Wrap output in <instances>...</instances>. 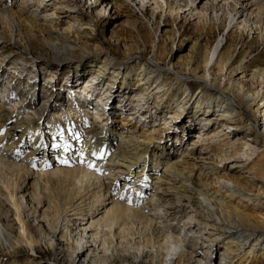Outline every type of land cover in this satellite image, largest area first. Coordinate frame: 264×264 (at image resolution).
I'll return each mask as SVG.
<instances>
[{
    "label": "bare ground",
    "instance_id": "obj_1",
    "mask_svg": "<svg viewBox=\"0 0 264 264\" xmlns=\"http://www.w3.org/2000/svg\"><path fill=\"white\" fill-rule=\"evenodd\" d=\"M140 1L143 9L136 8L137 10H134L131 4L125 3V10L130 13L137 11L146 19L145 21H153L154 15H148L145 12L148 9L147 3L153 1L152 4L158 7L159 0ZM194 1L188 0L190 4H194ZM233 1V5H230V0H197V6L188 8L190 13L196 8L199 9L198 12L205 13L208 7L217 11L224 9L229 4L230 9L227 8L229 31L222 34L213 48L203 54L201 53L202 55L173 54L167 61V66L173 69L175 76L172 81L170 79L171 87L166 86V82L164 83L162 80L165 71L158 60L152 58L151 61H154L155 64L130 56L118 60L108 49L101 53L100 47L90 46L91 44H88L90 41L87 43L88 40L83 42L72 41L70 36L72 30L69 26L61 30L62 28H57L58 25L55 26L48 18L36 13H28L22 8L14 9V5L8 0H0V10L2 14H7V19L0 16V20L5 23L11 22L9 27L11 29L16 27L18 35L22 33L31 50L36 48L34 41L39 40L42 50L45 51L43 55L48 57L55 67L60 65L70 73L76 72L78 76L91 73L92 80L105 76L108 83L110 82L111 88H114L117 83V86L119 85L123 89L132 86L133 92H135L138 87L141 96L145 97L144 104L147 105L148 110H145L144 107L137 108L135 100H132L130 105L134 107L129 108L125 114L127 117L123 120L127 126L136 125L139 115L141 119L150 118L152 115L148 113L153 114V112L150 109L151 101L148 100V97L154 95L156 100L152 101V104L158 106L157 104L161 102V96L166 91L169 92L171 88H175V92L173 90L170 97L172 106L169 107V113L173 114L171 116L173 118L180 116L179 107L183 110L186 108L185 101L187 99H193L191 106L204 107L219 116L223 124L232 125L235 117L242 118L237 103L240 104L244 101L248 108H253V112L261 118V124L264 125V90L243 93L242 87H240V89L236 88L233 96H227L223 93L217 97H211L208 91L216 84L217 73L215 69L226 70L229 68L234 72L243 68L242 71H238L242 74L247 71L243 58L236 61L233 67L231 66L235 60L231 58L230 47L227 45L229 32L234 27L248 31L253 29H258V32L263 31L258 24L264 17L263 0ZM161 2L167 1L161 0ZM198 3H202L201 8H198ZM7 5L10 7L6 8ZM111 6L116 9L117 4L111 2ZM5 41L6 37H4L3 42ZM7 48V45H0L1 55ZM92 53H97V56L91 60V64H87L84 59ZM14 62L18 64L17 60ZM189 65L193 66V71L198 69L199 73H190L192 71H188L189 67H186ZM26 70L28 68H22V71L27 72ZM29 73H33L32 76L29 75V78L34 79L37 74L41 73V70H37V72L30 70ZM250 76H258L260 79H264V68L253 66ZM49 80L52 79L48 78V82ZM194 84L196 85L195 89L192 88ZM235 85L238 87L239 84L236 82ZM57 87L55 82L51 85V88L56 90ZM97 88L88 85L84 90L87 93H95L98 91ZM73 91L77 92L74 89ZM72 92L70 95L68 94L67 100L62 98L57 100L60 102L58 103L59 107L49 106L51 111H55L50 118L42 116L44 112L49 111L45 106L42 109L34 106L36 114L39 113L41 116L29 118L25 115L17 116L19 108L32 105L38 96H28L26 98L28 101L17 108L11 106L10 109H7L6 105L0 103V139L3 144L10 150L16 151L19 148L20 155L24 157H21L22 160L26 158L30 162L37 161L35 166H38L34 170L28 165L27 167L19 164L18 161L17 163L16 160L20 157L5 159L0 155V172L4 173V176H0V186L6 191L14 218L19 224L18 239L15 240L16 245L24 244L33 250L32 252L37 253L38 251V241L28 229V225L22 216V203L16 196V193L26 191L30 179L34 178V187L38 196L41 193V185L50 186L51 190H47L52 191L50 196L55 210L58 213H64L66 217L67 215H75L74 219L79 220L78 223L74 221L72 223L73 225L77 224L71 230L76 242V246L72 247L73 254H70L69 249H64L62 237L60 239L51 237L48 240V246L54 257V264H114L113 261L115 260L120 264L124 262L132 264V262H128V257L132 256L135 259L137 255L147 257L150 254L152 255V263L154 259H157L156 264H200L195 261L201 262L202 257L198 255L203 245L199 247L198 244H194L195 239L189 236L188 232L194 227L188 226V223L180 225L179 221L181 214L190 207H193L194 210H190L191 208L189 210L196 213L192 217V219L194 218L193 221L209 236L214 246L212 249L214 250L216 247L222 249L221 254L226 260L224 264H230L236 258L238 259L235 262H239V264L241 262L244 264H264V194L251 195L248 194L249 192L246 193L247 188L244 187L239 177L230 174L218 177V180H221L220 189H215L216 186L214 185L197 188L192 184L194 176L192 170L185 173L184 170L178 169L175 161L170 162L169 158H165L163 146L160 147L159 154L156 153L157 147L152 148L151 146L157 142L153 140L154 138L151 137L144 141L138 140L134 136V129H127L124 126L121 127L120 133H117L104 128V125L90 123V120L88 121L85 115H80V112H75V115L71 116L73 115L72 109L69 113L63 112L62 115H59L61 110H65V103L70 102L73 105L77 102V96ZM160 92L162 95L158 96L157 93ZM21 93V91L17 93V90L12 89L9 91L8 98L13 101L12 98ZM55 97H60V94L57 93ZM102 98L103 95L100 99ZM110 99L105 103V107L111 105L121 107V105L110 103ZM21 100L25 102L22 98ZM123 100L120 99V103L125 105ZM89 103L87 100L86 108L83 110L94 108L91 103L90 109H88ZM7 113H13L14 117L17 116L16 123L9 125L6 123L9 120ZM97 115L96 118H101L100 124L106 123L109 118L108 116L102 118V112ZM169 123V121H165V124ZM154 130L157 129L154 128ZM245 144L247 146L249 143L246 142ZM250 145H248L250 154L256 153V147ZM241 155L248 154L245 151ZM186 156H190V158L186 157L187 159L183 160L186 167L190 166L187 163L191 159L190 162L193 166L197 165L204 168V163L196 162L191 153ZM238 157L232 159L233 163L238 161ZM79 160L81 162L90 161L93 164H105V169L101 170L103 174L108 175L109 185L115 182V176L123 178L125 175H129V179L133 177L134 180H139L138 183L144 181L142 182L145 185L143 192H148L150 198H147L144 204L139 201L141 200L140 197H131V201H126L128 200L127 197L115 198L116 196L114 197L106 189L102 174L99 173L98 175L97 172L89 170L87 165L80 167L81 164L77 163ZM215 168L212 167V169ZM141 177L143 179L146 177L147 180L145 179V181ZM149 177L155 180L154 182L152 180L153 184L148 183ZM259 191L264 193V183L257 188L256 192ZM155 195L157 196L156 202L152 200ZM42 197H37V204L43 201ZM160 206L163 207L164 214H166L163 217L172 220V225L165 223L160 225L154 219L156 213L150 210L154 209L155 211ZM148 208H150L149 211H147ZM67 211H72V213L67 214ZM49 213L45 216L48 217ZM4 220L5 218H0V226ZM182 231H186L187 235H183ZM0 232L3 235L2 230ZM48 234L54 236L51 233ZM4 237L7 240L6 236ZM142 238L145 239L141 241ZM182 243L189 248V251L182 252L181 249L179 250L178 246ZM207 249H211V245ZM172 255L176 256L175 262L169 260L170 257L174 258ZM167 256L170 257L167 259ZM136 262L142 264L140 260H136Z\"/></svg>",
    "mask_w": 264,
    "mask_h": 264
},
{
    "label": "rangeland",
    "instance_id": "obj_2",
    "mask_svg": "<svg viewBox=\"0 0 264 264\" xmlns=\"http://www.w3.org/2000/svg\"><path fill=\"white\" fill-rule=\"evenodd\" d=\"M8 1L14 5V9L22 8L28 13H36L48 18L55 26L58 25L57 28H62L61 30L68 28L69 26L72 30L70 34L72 37L71 40L74 42L88 40L87 43L90 41L88 43L91 44L90 46L100 47L99 50H101V53H104L108 49L118 60L130 56L140 60H147L148 62L155 64L154 61H151L155 59L161 63V67L167 66V61L173 54L197 56L202 55L206 51H210L217 39L222 34L228 33L229 31L227 25V8L230 9V5H233L234 2L233 0H230V5L228 4V6L222 10L216 11L208 7L206 12L203 13L198 12L199 9L197 10L196 8V10H193L190 13L188 8L190 6H197V0L194 1V4H190L188 0H166L167 2H161V0H159L158 7H156L155 4H152L153 1H150L148 3L146 2L148 9L145 12L148 15H154V20L148 22L145 21L146 19H144L141 14L137 13V11L130 13L125 10V3L131 4V7L134 10H137L136 8L143 9L140 0ZM239 1L241 2L242 0ZM111 2L117 4L116 9H113ZM262 2L264 3V0ZM9 7L10 6L7 5L6 8ZM201 7L202 3H198V8ZM0 16L7 19V14H2L1 10ZM9 24H11V22L5 23L3 20H0V32H2L0 34V42H2V44L0 45H7L8 47L3 55H1L0 52V103L4 106L6 105L5 107H7V109H10L11 106L12 108H17L28 101L26 100L28 96H38L32 105H26L19 108L17 116L25 115V117L28 116V118L33 116L37 117L39 115L41 116L39 113L36 114L37 112H35L34 106L41 109L44 108V106L46 109H49V106L59 107L58 103L60 102L57 100L59 98L67 100L74 89L77 92L73 91L72 94H76V98L78 99L77 102L74 103L75 106L70 102L65 103V110H61L59 115H62L63 112L69 113L73 110V115L71 116H74L75 112H80V115H85V117L88 118V121L90 120V123L93 122L94 124L104 125V128L116 131L117 133H120L124 126L125 128L127 127V129L133 128L135 131L134 136L138 140L144 141L151 137L154 138L153 140L157 142H155L154 145L151 144V146L152 148L157 147L156 153L159 154L161 150L160 147L163 146L165 158H169L170 162L175 161L178 165V169L184 170L185 173H187L188 170H192L193 175L195 176L192 178V184L197 188L214 185L216 186L215 189H220L221 180H218V177L220 178L230 174L239 177L244 187L247 188L246 193L249 192L248 194L251 195L257 193L264 194L260 191L256 192L259 185L264 183V125L261 124V118L256 116L253 112V108H248L244 101L240 104L237 103L242 118L238 119L235 117L232 125L223 124V121L219 116L204 107L200 108V106H191L193 99H187L185 101V104L187 105L186 108L183 110L179 107L180 116L173 118L171 117L173 114L169 113V107L172 106V100L170 97L171 93L175 92V88H171V90L169 89V92L166 91L163 96H161L162 92L157 93L158 96H161L160 104L156 103L159 107L152 104V101L156 100L154 95L148 97V100L151 101L150 109L153 112V114L151 112L148 113L149 115H152L150 118L144 117V119H141V116L139 115L137 116L138 120L136 119V125L130 124L127 126L123 120L127 117L125 114L128 112L129 108L134 107L133 105H130L132 100H135L134 102H136L135 104L137 108L144 107L145 110H148V108H146L147 105L144 104L145 97L141 96L138 87L135 92H133L132 86L123 89V87L119 85L117 86V83L114 88H111L110 82L108 83L105 76V79L99 77L96 80L94 79V81L90 75L91 73H86L84 75L80 74L78 76L76 72L70 73L60 65L55 67L52 61L43 55L45 51L42 50L39 40L34 41L36 48L31 50V47L26 38L23 37L22 33L18 35V32L16 31L17 28L14 27L11 29ZM258 24L262 28V32H258V29L248 31L240 28L238 29L237 27H234L229 32L227 45L230 47L231 58L235 60L231 66L233 67L236 64V61L243 58V62L245 66H247V71L242 74L238 71H242L243 68L234 72L229 68L226 70L215 69L217 73L216 84L212 89L210 88L211 90H208L211 97H217L223 93L227 96H233L236 88L240 89V87H242L243 93H253L258 90H264V79H260L258 76H250V71L253 66L264 68V17L261 18V21ZM4 37H6L5 42H3ZM0 51H2V49H0ZM96 54L97 53L90 54L85 58L86 60L84 59V61H86L87 64H91V60L97 56ZM14 60H17L19 65L16 64ZM23 67L26 69L28 68V70H26L27 72L22 71ZM186 67H189L188 71H192L190 73H199L198 69H194L195 71L192 70L193 66L191 67L189 65ZM29 69L32 72L41 70V73L37 74L34 79L29 78V75H33V73H29ZM173 74L174 73L167 74L165 72L164 76L162 75V80H164V83L166 82L165 85L168 87H171L170 79L171 81L175 79ZM48 78H51L52 80H49L48 82ZM54 82L58 85L57 90L51 88V85L54 84ZM236 82L239 84L238 87L235 85ZM88 85L98 87L97 90L99 92H95L96 94L92 92L87 93L84 89L88 87ZM192 88L195 89L196 85L194 84ZM12 89L17 90V93L20 91L22 92L19 96L13 97V101L8 98L9 91ZM26 92L27 94H25ZM57 93L60 94V97H55ZM102 95L103 98L100 99ZM136 96L140 99L137 100L135 98ZM21 98L25 102H23ZM109 98H111L109 101L110 103L121 105V107H114L111 104L110 107H105V103H107ZM120 99H124L123 101L126 104L122 105ZM30 100L32 102V99ZM87 100L90 102L88 109H90L91 103L92 107H94L93 109L83 110L86 108L85 105H87ZM47 111L44 112L42 115L43 117L50 118L55 112L50 109L48 112ZM98 112H102V118L109 117L106 123H99L101 118H96L98 117ZM10 114L12 115L10 116ZM10 114H6L9 117V120L6 121L8 125L16 123L17 121L15 120L17 116L14 117L13 113ZM88 121L87 124H89ZM165 121H169L170 123L165 124ZM154 128L157 130L155 131ZM0 141L2 140L0 139ZM246 142L251 144L250 146L256 147V153L250 154V150L248 149L249 144L246 146ZM0 145H3L2 147L0 146V155L5 159L20 157L16 160L19 164L28 165L34 170L38 167L35 166L37 161L30 162L26 160V158L22 160L24 157L20 155L19 148H17L16 151L13 149L10 150V148L3 144V141L0 142ZM245 151L248 155H245L246 157L243 155L240 156V154ZM190 153L193 158L196 159V162L204 163V168L197 165L193 166L190 162L191 159L188 160L187 163L188 166L190 165V168L186 167V163L183 160L190 158V156H186ZM237 157L239 163L238 161L233 163L234 161H232V159ZM239 159L242 160L240 161ZM77 163L81 164L80 167L87 165L89 170L97 172L98 175L99 173L100 175L102 174L106 189L114 197L116 196L115 198L127 197L126 199L128 200L126 201H131V197H140L141 200L139 201H142L141 204H144L147 201V198H150L148 192H143L145 185H143L142 182L144 181L138 183L139 180H134L133 177H130L129 179V175H125L123 178L121 176L119 178L115 176V182H113L112 185H109L107 178L108 175L105 173L103 174L101 170L105 169V164L100 165L95 163V165L90 161L81 162V160L77 161ZM212 167L216 168L212 169ZM0 176H4V173L0 172ZM145 179L147 180L146 177H144L143 180ZM33 180L34 178L30 179L26 191L18 192L16 193V196L22 203V216L28 225V229L36 241H38V251L37 253H34L32 252L33 250L27 248L24 244L16 245L15 240L18 239L19 224L14 218V213L10 207L11 205L7 198V194L5 193L6 191L1 189L0 186V218H5L0 226V230L3 232V235L0 232V264H54L53 253L48 246V240L51 237L54 239H60L62 237L64 249H69L70 254H73L72 247L76 246V242L71 234V230H73L74 226L77 224L73 225L72 223L73 221L78 223L79 220L74 219L75 215H67L66 217L64 213H58L55 210V207L52 204V197L50 196L52 194L50 186L41 185V193L38 196ZM152 180L153 178L149 177L148 183L153 184L155 180H153V182ZM123 183L124 185H122ZM37 197H42L41 199H43L40 204H37ZM155 198L157 201L156 195L152 199L154 202H156ZM190 208V210H194L193 207ZM149 209L150 208H148L147 211H149ZM156 209L155 211L154 209L150 211L156 213L154 219L158 221V224L161 225L165 223L172 225V220L163 217L166 215L164 214L163 207L160 206ZM189 209L181 214L179 221L180 225L182 223H188V226H193L194 228L188 232L189 236H192L193 239H195L194 244H198L199 247L203 245L201 252L198 255L202 257L200 259L201 262L198 260L195 262L200 264H224L226 260L221 254L222 249L219 247H216L214 250L212 249L214 246L209 236L196 222L193 221L194 218L192 219L196 213ZM34 211H36L35 214H33ZM46 212H50L48 217L45 216L47 214ZM71 213L72 211H67V214ZM48 233H51L54 236L49 235ZM182 233L184 235L187 232L182 231ZM64 235L65 237H63ZM4 236H6L7 240H5ZM144 239L145 238H142L141 241ZM210 245L211 249H207ZM178 247L182 252L189 251V248L183 245V243L181 245L179 244ZM236 253H238V250H236ZM138 256L139 255H137V258L135 259L132 256L128 257V262H132V264H134L136 260H140L142 264H156L157 262V259H154V262L152 263L151 254L147 257H142L141 255V257ZM172 256H174V258H169L170 256H167L166 258H169L171 262H175L176 256ZM237 259L238 258L233 259L230 264H239V262H235ZM113 263L120 264L117 260L113 261ZM121 264L127 263L124 262ZM135 264H137V262ZM240 264L244 263L241 262Z\"/></svg>",
    "mask_w": 264,
    "mask_h": 264
}]
</instances>
